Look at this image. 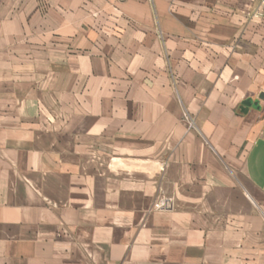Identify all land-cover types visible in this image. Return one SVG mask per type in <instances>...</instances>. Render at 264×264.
Wrapping results in <instances>:
<instances>
[{"label": "crops", "instance_id": "obj_1", "mask_svg": "<svg viewBox=\"0 0 264 264\" xmlns=\"http://www.w3.org/2000/svg\"><path fill=\"white\" fill-rule=\"evenodd\" d=\"M263 200L260 0H0V264H264Z\"/></svg>", "mask_w": 264, "mask_h": 264}, {"label": "rangeland", "instance_id": "obj_2", "mask_svg": "<svg viewBox=\"0 0 264 264\" xmlns=\"http://www.w3.org/2000/svg\"><path fill=\"white\" fill-rule=\"evenodd\" d=\"M107 172H109V169H103L102 170V176L103 178H108V174ZM164 200L165 202L168 203L167 206L163 205L158 207L157 205L160 204V202ZM173 200L171 197L166 196V194L162 191L159 192V190L157 191V194H155V197L153 199L152 205H151V209L154 210H160V209H171L173 208ZM263 215H264V200H263ZM51 237V236H50ZM53 239L57 240V241H61L64 239H72V233L69 232L68 228L65 225L60 224L59 228L53 233ZM89 249L85 250V256L86 258H84L87 262H89L91 260V255L89 254Z\"/></svg>", "mask_w": 264, "mask_h": 264}, {"label": "built area", "instance_id": "obj_3", "mask_svg": "<svg viewBox=\"0 0 264 264\" xmlns=\"http://www.w3.org/2000/svg\"><path fill=\"white\" fill-rule=\"evenodd\" d=\"M260 9H261V11L264 13V0H260ZM163 205L167 206L168 203L165 202L164 200H162V201L160 202V204H158L157 206L160 207V206H163Z\"/></svg>", "mask_w": 264, "mask_h": 264}, {"label": "water", "instance_id": "obj_4", "mask_svg": "<svg viewBox=\"0 0 264 264\" xmlns=\"http://www.w3.org/2000/svg\"><path fill=\"white\" fill-rule=\"evenodd\" d=\"M249 105H250V102H249L248 100H245V101L242 102V107H241V109H242L243 111H247V108L249 107Z\"/></svg>", "mask_w": 264, "mask_h": 264}]
</instances>
